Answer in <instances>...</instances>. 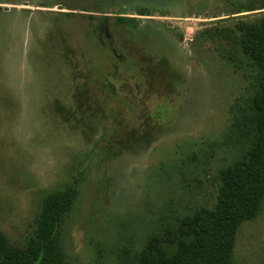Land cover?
Returning <instances> with one entry per match:
<instances>
[{
    "label": "rangeland",
    "instance_id": "374dc122",
    "mask_svg": "<svg viewBox=\"0 0 264 264\" xmlns=\"http://www.w3.org/2000/svg\"><path fill=\"white\" fill-rule=\"evenodd\" d=\"M261 17L264 0H0V233L25 249L44 199L74 190L64 264H175L244 162L220 138L250 96L238 26ZM228 264H264V202Z\"/></svg>",
    "mask_w": 264,
    "mask_h": 264
},
{
    "label": "trees",
    "instance_id": "16d2710c",
    "mask_svg": "<svg viewBox=\"0 0 264 264\" xmlns=\"http://www.w3.org/2000/svg\"><path fill=\"white\" fill-rule=\"evenodd\" d=\"M238 30L243 32L244 57H238L237 50L232 52L252 73L250 96L245 106L231 110L228 129L220 140L244 162L223 172L216 209L203 210L190 219L198 242L175 264H228L240 226L254 220L264 202V17L255 24L242 23ZM74 198L75 191L69 190L44 199L35 237L25 249L11 245L0 233V264H64L58 238Z\"/></svg>",
    "mask_w": 264,
    "mask_h": 264
}]
</instances>
